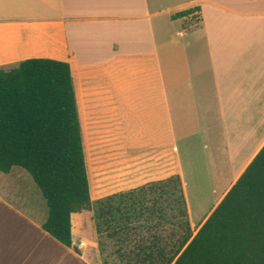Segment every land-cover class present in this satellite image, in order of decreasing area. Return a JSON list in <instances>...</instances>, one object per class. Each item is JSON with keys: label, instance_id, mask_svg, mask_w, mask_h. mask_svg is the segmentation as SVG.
<instances>
[{"label": "crops", "instance_id": "obj_1", "mask_svg": "<svg viewBox=\"0 0 264 264\" xmlns=\"http://www.w3.org/2000/svg\"><path fill=\"white\" fill-rule=\"evenodd\" d=\"M31 58L71 65L93 203L179 175L196 234L264 146V0H0V68ZM36 186L0 171V264L117 263L94 211L46 231Z\"/></svg>", "mask_w": 264, "mask_h": 264}, {"label": "trees", "instance_id": "obj_2", "mask_svg": "<svg viewBox=\"0 0 264 264\" xmlns=\"http://www.w3.org/2000/svg\"><path fill=\"white\" fill-rule=\"evenodd\" d=\"M14 167L36 183L48 206L44 229L66 246H74L72 215L94 211L100 247L103 237L113 242L115 264H264V146L196 234L179 175L93 203L68 62L31 58L0 68V171ZM170 223L183 231L164 234Z\"/></svg>", "mask_w": 264, "mask_h": 264}, {"label": "rangeland", "instance_id": "obj_3", "mask_svg": "<svg viewBox=\"0 0 264 264\" xmlns=\"http://www.w3.org/2000/svg\"><path fill=\"white\" fill-rule=\"evenodd\" d=\"M105 155L106 154H103L99 158V162L98 161L97 162L95 161L96 162L95 163V166L98 167L99 166V163H100V165H101V171L104 172L103 174H105L109 180H112V178H113V171L109 167L110 166V162H112L111 161L112 160V157H108L107 155L106 156ZM24 172L27 174V176H29V178L32 181V183L34 184V186H36L35 182L33 181L32 177L29 175V173L26 170H24ZM92 172H93V175H94V180L95 179L98 180L97 171L96 170H93ZM95 183L97 184L96 181H95ZM214 185L216 186V182L214 183ZM36 188H37L38 192H40L43 200L46 202V200L43 197L41 191L38 189L37 186H36ZM217 189H218V192L219 193L223 191V188H219L218 186H217ZM204 192L206 193V191L205 190L202 191L203 196L205 194ZM200 203L201 202H197L196 201L195 203L193 202L191 204V207L193 208V211L195 212L194 213L195 214L194 217L196 218L195 219V223L196 224H198V221L200 219V216L203 214L204 208H205V206H202ZM167 212H168L167 214H168L169 218H171L175 214V212L173 213V212H171L169 210ZM173 231H176V232L181 233L183 230L180 228V226L178 224L175 225L174 223H170V224L167 225L166 232H164V234H168V233L170 234ZM103 242L105 243V246H106V251H105V255L103 256V260L110 261V262H118V260L114 256V244H113V242L110 241V240H108V239H106L105 237H103Z\"/></svg>", "mask_w": 264, "mask_h": 264}]
</instances>
